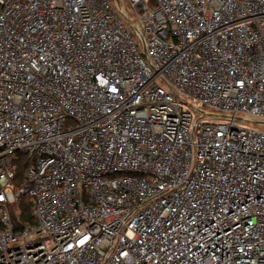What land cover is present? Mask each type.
<instances>
[{
	"label": "built area",
	"instance_id": "built-area-1",
	"mask_svg": "<svg viewBox=\"0 0 264 264\" xmlns=\"http://www.w3.org/2000/svg\"><path fill=\"white\" fill-rule=\"evenodd\" d=\"M117 1L0 0V264H264V0Z\"/></svg>",
	"mask_w": 264,
	"mask_h": 264
},
{
	"label": "trees",
	"instance_id": "trees-1",
	"mask_svg": "<svg viewBox=\"0 0 264 264\" xmlns=\"http://www.w3.org/2000/svg\"><path fill=\"white\" fill-rule=\"evenodd\" d=\"M27 163H28V157L26 156V154L22 152H18L17 158L15 159V164H16V172H15V179H14L15 188H17L23 181L24 171H25ZM32 202L33 201L29 198L19 199L12 206L14 218L15 219L19 218L21 220L34 223L35 218L31 214Z\"/></svg>",
	"mask_w": 264,
	"mask_h": 264
},
{
	"label": "rangeland",
	"instance_id": "rangeland-1",
	"mask_svg": "<svg viewBox=\"0 0 264 264\" xmlns=\"http://www.w3.org/2000/svg\"><path fill=\"white\" fill-rule=\"evenodd\" d=\"M111 2H114L116 4V6H118V1L117 0H110ZM119 1H122V0H119ZM123 5H125V1L122 2ZM219 113H222V112H219ZM239 117H242L240 114L238 115ZM216 119H220V120H224L223 118H219V117H215ZM203 119H209V116H206L204 117ZM243 125L245 126H251V127H259L261 128L260 126H258L257 123L253 122V120H246V121H242L241 122ZM262 129H264V126H262Z\"/></svg>",
	"mask_w": 264,
	"mask_h": 264
}]
</instances>
